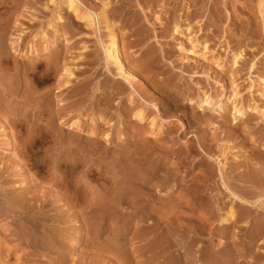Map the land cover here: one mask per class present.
I'll list each match as a JSON object with an SVG mask.
<instances>
[{"label": "rangeland", "instance_id": "1", "mask_svg": "<svg viewBox=\"0 0 264 264\" xmlns=\"http://www.w3.org/2000/svg\"><path fill=\"white\" fill-rule=\"evenodd\" d=\"M80 1L83 3V6L85 8L93 11L96 26L95 29H91L85 26L84 27L82 26L80 29H78L73 25L72 21L69 19L63 22V26L64 25L66 26L64 28L65 29L69 28V31L64 29V31L66 32L68 31L66 37L64 38L68 39V41L65 42H67L66 45H68L70 49L69 51H67L66 48L63 47V49L61 50L62 59L60 60V69L58 71V74L61 72V69L67 65H69V67L72 68L76 67L77 69L78 68L80 69L82 67L84 69V72L82 68H81L82 70L79 69L78 70L76 69L77 71L75 70L77 79H73L74 80L73 88L76 89L81 87L82 85H85L87 90L85 89V91H83L82 94L80 93L79 95H75L73 89L65 91L64 95L59 94L60 91L57 90L58 88L57 86H59V83L61 82V80H63V77L61 75H58L54 71L48 70L45 67L36 71L34 75L31 76L29 75L28 78L34 81L33 84L36 89L37 100L42 101L47 94H49V97L54 98L56 103L57 101L59 102V100H64L63 102L67 103L65 104L67 105L69 113L71 114V116H73L71 120L77 119L79 115H82L83 116L82 121L88 122V125L86 126V130H85L87 132L89 131V125L91 123L90 119L91 117H93V114L96 113L95 111L97 107L101 105L100 107H102L103 109L102 104L99 101H96V99H98L99 97L103 98V96H105L104 93L107 89V86L115 89L117 87L115 83V77L109 74L100 64L102 62L100 61L101 54L98 53V49L100 48L101 41L105 35V30L99 17L102 7V0H80ZM109 1L112 2V7L110 8V11L116 17L115 26L118 29V31H120L122 37V47L124 49V52L126 53V55H128L131 64H133V67L136 70H138L140 76L142 75L141 76L142 78H144L145 76V81H147L148 86L145 84L146 83L145 82L143 83L144 87L142 85L138 88L140 95L146 101L150 103L151 102L156 103L157 106L159 105L158 107H160L159 108L160 112L158 113V111H155V113L157 115L159 114L160 118H163V120L167 121L166 123L167 128L170 126L171 128H174V130L176 128V132H174L175 135L173 134L171 136H166L167 137L166 141L168 142L167 143L165 141L167 148L168 149L172 148L173 150L176 151L180 147L185 149V145H188V143L189 144L193 143L195 146L197 145L196 147H198L199 148L198 150L200 151L198 152L199 154L196 155L195 159L193 157H187L184 160L185 156H183L184 158H182L180 156H176L173 154L172 156L164 157L167 165L169 163L170 166L169 165L168 166L173 168L171 169L168 168L167 166L168 169L166 168L165 170L160 171L159 172L160 174L157 173H156L157 175L150 174L152 175L153 183H156V186H158L160 182L162 183V180L165 177V175L169 174L171 171L172 173L174 172V174L176 173L178 175L177 182H179L185 177L190 179L189 175L191 174V172H193L194 169L196 173H201L200 169H202L203 170V172L201 173L202 177L207 176L206 172L208 168L209 167L212 168L213 166L211 167V165L206 163L207 162L206 150H204L203 152V149H200V144L203 146V142L200 139L201 137L200 134L203 130H206L208 132L211 131L209 133H212L214 137L216 136L215 138H217V142H215V146L223 145L225 146V149L228 150V151L226 150V155L228 157L227 161H224V158L222 157L219 158V160H221L224 163L229 162L228 167L230 166L229 167L230 169L234 168L237 163L242 164L243 172L236 171L235 173H237L238 175H242V174L245 175L247 173L253 174L254 171L258 174L264 172V167H263L264 165L262 163L264 161V151H263L264 150V116L262 118L256 117L255 114L257 115V113H255L254 114L255 118L251 122H246L244 124L241 123L240 124L241 128L239 130L235 129L233 124L234 123L233 112L235 108L234 105H238V107H242V106L246 107L247 105H248L247 107H251V108L253 106L259 107L260 109H262V111L260 110V113L264 114V4H263L264 0L263 1L262 0H192L193 1L192 3L190 0H155V2L149 3L150 5L144 4L143 0H128V1L109 0ZM14 2L13 0H5V3L0 5V18L4 19L5 17V19H7L6 24L9 25V26H7L6 24L4 25V27L6 28L8 27L7 30L5 29L6 46L8 47V49L12 48L13 42L19 37V33H22L23 40H22L21 53L23 54L26 53V50L28 52V48L29 45H31V41H34L35 44L36 43L39 44L40 38L34 39V37L41 31L47 30V26L50 23L51 19L53 18V15L57 11V8L52 6L50 10H44L43 5L47 3V0H21L20 8L15 9ZM6 3L7 4L9 3L10 5L9 4L6 5ZM13 9L14 11H11ZM158 12H160L159 14L163 15V17L162 15L160 16L161 19H163L162 20L163 24L165 23L163 26L153 25L155 21L153 19L154 14L152 13H158ZM174 12H176L175 13L176 15L174 14ZM173 15L175 16L174 19L177 18L178 20L177 21L175 19L178 22L177 24H179L180 26L182 25L184 27L183 29V27L181 26L183 30L186 29L185 27H187L186 24L188 23L191 24V30L188 33L186 32V34L184 33L182 36L174 35L175 37L173 36L172 32L171 33L166 32L168 35L164 33L165 29H167L171 25L173 21L171 17H173ZM8 18L11 19L8 21ZM188 19H190V21H187ZM136 21L138 24L136 23ZM135 23L137 26L135 25ZM166 25L167 28L165 27ZM172 26L173 24L170 27ZM163 27H165V29H163ZM138 31H140V34H138ZM169 33L172 36H170ZM139 38L141 39L142 44L141 42L135 43L136 41H138ZM203 38L207 39L206 40L208 43L207 45H209L210 51L212 53H210L207 58H204V61L203 59L199 60L197 58L196 60L192 56L193 54L192 55L191 53L189 54L188 51H190L193 48L194 42L195 43L197 41L203 42L200 40V39L203 40ZM240 42L244 44L243 49H246V53H245L246 56L243 57L244 62H241L240 65L238 66L239 72L236 69L237 67H235L238 73L235 76L234 75L236 73L234 71L235 69H233L230 62L232 59L231 58L232 54L237 50V44ZM28 43L30 44L28 45ZM134 43L139 44V46L134 45ZM83 45L87 47V50L85 49L86 51L82 49ZM182 45H184V48L186 49L187 52L181 51L179 49L181 48ZM198 50H200V48H198ZM80 54L84 55V57L83 55L81 57L82 61L79 60ZM16 57L18 58L17 60L18 62H16L15 59L11 57L4 60L3 68L6 71V77L9 76L8 81H12V83L18 84V88H19L23 86L25 82V75H24L25 66L23 65V63L27 64L30 58H28L27 56L20 57L17 55ZM217 57L218 59L220 58L221 60L217 61ZM145 64L149 67V68L147 67L149 71L148 70L145 71V69L143 70L142 67ZM155 82L158 83L157 85H159L160 83L161 89L164 93L162 91H161L162 93L160 92L161 89H158L156 87L157 85ZM233 83H235V85L238 86V91L241 92L240 97L238 98L236 104H235L236 101L233 100V98L231 100L230 99L228 100L230 94L235 88L234 87L235 85H233ZM151 84L155 85V87L153 88ZM109 87L108 89L111 90V88ZM97 88L100 90V92L99 91L97 92L98 98L94 97L95 90ZM115 89H113L112 91H114ZM109 90L108 92L113 93L112 91ZM17 91L19 90H16L14 92L16 93ZM203 91L208 95H210L212 98H214V102H213L214 105L212 104L213 107L210 106L209 109L206 108L208 112L206 111L205 117L207 118H204L206 120L208 119L210 120V118H212L211 119L212 121L210 120L209 125L208 123L206 125V122H202L192 126L191 125L193 121L192 115L194 111L198 110L200 111V113H202V111L198 108V104H199V100L203 96ZM117 92L118 91L116 90L114 93ZM165 93H167V96H170L171 99H169V97H167ZM140 95H139V99H141ZM14 96L11 95L6 96L8 97V99L11 100L12 105L15 100ZM125 96L126 95L124 94L122 95L120 94L117 98H114L113 102H115V104L112 103L111 114L114 117L113 116L111 117L113 123H116V125H119L121 123L118 116L123 113L122 107L124 102L122 98H124ZM171 100L173 101L178 100L179 103L177 105H173L172 103H170ZM223 104L226 107H228L227 116L229 119L226 123H224L222 119L219 118L220 112L217 111L218 105H223ZM186 106L188 108H186ZM149 109L151 110L150 107ZM35 111H36L35 112L36 115L40 114L39 110L36 109ZM42 116L44 119L43 124H46L48 114L43 113ZM59 123L60 122H58V125L60 126ZM13 124L14 125L12 126H14L16 133V141L14 142L13 145L14 154L12 156H9L10 160H7L9 161L8 163H6L7 162L6 160H4L2 161L1 164L0 161V168L2 167L3 169V171L0 174L2 175L0 176L1 178L0 187L2 184L5 185L6 182H9L10 186L7 185V190H10L9 191L10 197L19 196L20 198L24 199L23 200L24 202H28V201L26 199L27 198L26 195L23 194V190L30 186H32L31 187L32 189H35L34 192H36V196L38 195L37 198H40L44 195H49L48 203L47 202L43 203L41 200L36 203L35 202L30 203L34 207V211H35L34 214H37L36 217L38 219L37 218L36 219L40 221L37 223L39 226L42 225L41 226L42 228H44L45 225L44 220L48 219V217L50 218L52 217L54 220V224L52 227L53 229L59 232H64L65 230V232L67 233L68 231H71V230L66 231L67 227H69V225L66 222L67 220L68 221L72 220L73 222L79 221V223L84 224L83 225L85 226L84 231L88 232L89 227L87 221L92 219L91 217L93 216V213H90L89 211L86 210V207L88 206L86 202H88L89 198L88 197H85V199L84 197H81L80 199H78L77 197L75 198L73 194V190L75 189L76 184H78L79 186H84L85 189L87 188L86 191H88L89 193H93L95 195V199L99 195V197H101V199L103 200V203H106L110 200L116 201L118 199L117 198L118 195H120L121 193L120 189L123 187V185L120 188L117 187V191L115 190V194L112 195L113 197L109 194L108 190L112 188V184H111L112 175H116L118 181L121 180L120 178H118L115 167L112 166V164L109 165L110 163L109 161H111L112 156L115 152L116 154L118 152H121L120 148H118L115 145L110 146L102 137H99L98 139L96 138L97 140L96 139L95 140L97 141V145H94L92 141L86 139L87 136L89 135L85 133L83 134L84 139L82 138L78 142L75 140V137L73 135H69L68 133L69 131L64 130L65 131L64 133L59 132V134L49 135L45 142L37 144L32 148H30L28 151H26L24 153L26 156L24 157L22 150H23L24 138L26 136V130L23 127V125L20 123L13 122ZM183 126L184 128L187 129L186 134H183L181 131L179 132L180 128ZM115 132L116 130H114V133ZM166 137H164V139ZM70 140L74 141V143L70 145L72 147L70 149L77 152L76 154L77 158L83 157L85 158L86 162H91V164L94 162L96 165L99 164V166L100 165L101 166L98 169L93 167L94 172L90 173L87 171L88 165L86 166L84 162H80L78 166L77 165L68 166V167L62 166L61 171H59L57 166L59 164L60 157L63 154H66L67 149H69L68 143ZM215 146L214 149H216L215 151L218 153L219 148ZM253 147H255V151L257 150L256 152L255 151L253 152ZM123 150L126 151V149ZM19 152L22 153L21 156H18ZM173 152L171 151V153ZM3 154H6L5 150ZM6 159L8 158L6 157ZM236 159H238V161H236ZM199 160H201L204 163L202 162L198 163ZM16 162L18 163V165L21 164L24 165L26 168L27 167L31 168V169L29 168L30 170L27 168L29 170L30 173L29 176L31 178V183H29L30 185L29 184L26 185L22 183L24 177H21L19 175V169L17 168L18 165ZM197 164L198 166L195 167V165ZM32 165H34V167ZM206 165L208 166L206 167ZM8 167L10 168L9 173H11L13 177L9 178V181H6L5 180L6 176L10 175L9 173H7V171L9 170ZM144 167L146 168L147 165H145ZM169 169L171 171H169ZM213 169L214 170L216 169V175L214 176L215 178L213 180H216L218 182L216 183L217 185L214 184L212 185L213 189L211 188V192H210L211 196H207V197L208 198L211 197L214 200V198H217L220 195L226 197V199L227 196H229L232 199L228 201H230V203L234 202L233 197H231L230 194H228V191L224 190L223 187L221 188V180L219 176H217V170L219 169V164L214 163ZM230 169L229 171H231ZM53 170H54V174H53ZM56 170L58 171V173ZM112 170L114 171L112 172ZM53 175L54 176L57 175L60 178L65 179L68 182L69 190L66 188H62L56 184H53L52 183ZM236 183L237 182H233L232 184H236ZM188 184L189 183H187V185L181 184L178 188V194L176 193L174 196L177 195L176 197H178V195L182 192V190L183 191L186 190V188L190 185ZM238 184L241 185V183L239 182ZM157 189L158 190L155 189V194L152 195L150 199L152 201L154 200L153 202L155 203V206L158 208L160 206L159 199H164V200H166V198L168 199V196L166 195L169 192L168 191L169 187L167 186L164 189H162L161 190L162 193H159L160 188ZM96 190L99 192L97 193ZM250 190H252V188H250ZM118 192L120 193L117 195ZM127 202H125L122 208L119 210V213H123V215L125 216V221L123 219H120L121 218L120 216L118 217L120 221L119 222L120 225H118L119 229H122L123 225H125L127 221L131 220L132 217L130 216H132V214L136 210L134 206L135 205L134 201L132 202V200H129ZM261 202L264 204V196L261 199ZM2 205H3V200L0 198V208L2 207ZM202 209L203 207L199 205L198 209H196L198 212L197 211L196 212L197 215L199 214V216L205 218L207 217L206 214H204L206 213L205 211L206 209L203 210ZM62 211L67 213V216L62 217L63 216L62 213H64ZM178 212H177L178 214L175 215V217L176 216L177 217L174 218V221H180L181 219L180 218L181 215H179L180 211ZM18 217L19 215L16 216V214L14 215L13 213H11V215L4 216L1 218L0 225L4 226V228L12 229L9 235L10 245L20 246L19 244L22 241L21 239H17L18 237L16 236L17 226L14 223H16ZM168 217L171 218L174 217V215L171 216L169 215ZM181 220H184L182 221L183 223L187 222V224L192 225L190 222L188 223V221H186L183 218ZM247 221L248 223L244 224V226L236 225L233 228L234 230L232 229L230 231L232 236L231 235L226 236L227 238H225V236L222 237L216 236L214 237L213 241L209 239V235H208L209 229L206 228V230L208 231L207 232L205 230L206 234L201 232L203 230L200 229L201 228L203 229V227L200 228V226H198L199 225L198 222H192L195 225L198 223L196 226L193 225V227L187 226V224L183 226V224L180 223L181 221L177 222L180 225L182 224L183 228L187 226V228L186 227L184 228L186 230L188 228L190 229L192 228L190 231H193L196 228V230L198 229V231L201 232V234L200 232L199 233L197 232L196 235H191V237L190 235L188 236L187 233L178 232L172 234V230H173L172 226H166L164 227V230L166 235L169 236L171 234L170 235L171 237L175 236L176 239L174 238L173 240L176 241V249L179 248L180 251L182 252L183 259L185 258L184 260L185 264H196L193 263L195 256H197V260L199 264H206L211 250H213L214 252L217 246H220V248L224 245L229 247L230 243L231 246L228 249L233 250L234 248L233 252L235 250H238L240 252L239 256H241L243 252L242 250L248 247L250 234L254 232L259 222L264 221V214L262 211L256 213L253 208V214L249 219L246 220V222ZM211 223L213 225L210 226V229L215 234L220 230L219 224L217 223V218L213 217ZM102 225L103 228L107 230L101 235V237L99 238V242L101 241L100 243L104 244L106 243V241L108 242L113 238V234L111 233L112 224H110L109 222L108 223L104 222L102 223ZM118 226L116 227L117 231H119ZM230 236L232 239L231 238L228 239V237ZM130 237H132V234H130ZM192 238L193 241H196L193 242L194 244L191 243ZM234 240L235 242L233 245L232 242ZM136 241L137 243H135ZM76 243H77V236L74 237L72 241L68 242V246L66 247L70 255L69 260L71 264H99L103 261L106 262V259L108 261L106 263L103 262V264H111L110 262L112 263L115 262L114 264H124V263H117L108 256L106 257L107 254H105L104 252H100V251H99L100 253L91 252V251L88 252L92 246L91 245L92 241L88 239L86 240V242L81 243L79 245H76ZM121 243H124V240H121ZM195 243L197 244L196 247H195ZM143 244L144 243L135 240L133 241L132 245L128 244L126 247L128 248L131 247V251H135V248L139 249ZM197 246H199V248ZM263 246H264V238H259L258 240H256L255 243L253 244V247L251 248L252 253L250 251L249 255L247 256L248 258L246 259L249 262L245 261L243 263L264 264V254L260 255L262 258H260L258 262L254 263L255 261L253 260L256 255L261 254V250H263ZM20 248L22 249L20 251L21 252L20 254L24 256V258L21 261L22 264H47V263L49 264L50 257L52 258L57 257L56 254L44 256L42 255L43 252H40L41 250L39 251L38 254L37 251H34L32 247L26 244L23 245V247L20 246ZM229 251L231 254H233L231 250ZM25 255L28 256L27 260L25 259L26 258ZM146 256H143L141 255V253L138 252L137 259H136V255L133 257V264H136L137 262L138 263L140 262L139 264H142L143 262L146 263L148 260ZM205 256H206V260H205ZM186 259L189 262L186 261ZM11 263L17 264V258L12 259Z\"/></svg>", "mask_w": 264, "mask_h": 264}, {"label": "bare ground", "instance_id": "2", "mask_svg": "<svg viewBox=\"0 0 264 264\" xmlns=\"http://www.w3.org/2000/svg\"><path fill=\"white\" fill-rule=\"evenodd\" d=\"M190 1L191 3L193 2L192 0ZM13 2L15 3V9L20 8L21 0H13ZM151 2L153 3L155 2V0H143V3L146 5ZM4 3H5V0H0V5ZM8 4L6 3V5ZM52 6L57 8V11L53 15V18L51 19L50 23L48 24L47 30L41 31L34 37V39L40 38L39 44L37 43L35 44L34 41H31V45H29L30 43H28L29 45L28 52L26 50V53H23V54L21 53L22 40H23L22 33H19V37L13 42L12 48L8 49V47L6 46V39H5L6 38L5 29L7 30L8 27L7 28L4 27V25L7 23V19H5V17L4 19L0 18V20L2 19L0 22V161H1V164H2V161L4 160L6 161L10 160L9 156H12L14 154L13 145H14V142L16 141V133H15L14 126H12L14 125L13 122L22 124L26 130V136L24 138V144H23V150H22L23 154L26 151H28L30 148H32L33 146L45 142L49 135L59 134V132L64 133L65 132L64 130H67L69 131L68 132L69 135H73L75 137V140L79 142L80 139L82 138L84 139L83 134L85 133L89 135L87 136L86 139L92 141L94 145H97L96 140L99 137H102L110 146L115 145L118 148H120L121 152H118L117 154L115 152L113 154L111 161H109L110 162L109 165L112 164V166L115 167L118 178H120L121 180L118 181L116 175H112V178H111L112 188H110L108 192L112 196L115 194V190L117 191V187L120 188L122 187V185L123 187L120 189L121 193L120 192L117 193V195L119 193L120 195H118L117 197L118 199L116 201L107 200L108 202L103 203V200L101 199V197H99V195L95 199V195L93 193H89L88 191H86L87 188L85 189L84 186H79L78 184H76V187L73 190V194L75 198L77 197L78 199H80L81 197H84L85 199V197H88L89 198L88 202H86L88 206L86 207V210L89 211L90 213H93V216L91 217L92 219L87 221L88 227H89L88 232L84 231L85 226H83L84 224L79 223V221L73 222L72 220L71 221L67 220L66 222L69 225V227H67L66 231L68 230H71V231H68L69 233L68 232L66 233L65 230L64 232H59L53 229L52 226L54 224V220L52 217L51 218L48 217V219L44 220V223H45L44 228L41 227L42 225L39 226L37 223L40 221L37 220L38 219L36 217L37 214H34L35 212L34 207L30 203L31 202L36 203L40 200L43 203L44 202L48 203L49 195H44L40 198H37L38 195L36 196V192H34L35 189H32L31 188L32 186L27 187L23 190V194L26 195L27 197L26 199L29 202L28 204V202H24L23 201L24 199L20 198L19 196L10 197V192H9L10 190H7V185H9V182H6L5 185L2 184L0 187V198L3 200V205L0 208V222H1L2 217L11 215V213H13L14 215L16 214V216L19 215L16 223L14 224H16L17 226V234H16V236L18 237L17 239L22 240L21 243L19 244L20 246L23 247V245L26 244L32 247L34 251H37L38 254H39V251L41 250L40 252H43L42 255L44 256L56 254L57 255L56 258L50 257L49 264H71L69 260L70 255L66 247L68 246V242L72 241V239L77 236L76 245L84 243L88 239L92 241V244H91L92 246L90 245L91 248L89 249L88 252L90 251L91 252H99V251L104 252L105 254H107L106 257L108 256L109 258L113 259L117 263L133 264V257L136 255V259H137V253L139 252L143 256L147 255L146 257L148 260L146 263L143 262L144 264H185L184 263L185 258L183 259L182 252L180 251L179 248L176 249V241L173 240L175 236L171 237L170 236L171 234L169 236L166 235L164 227L172 226L173 227L172 234L178 233V232L187 233V235L188 236L190 235L191 237V235H196L197 232L198 233L200 232L198 231V229L196 230L195 228V226L199 223L198 226H200V228L203 227V229L202 228L200 229L197 226L200 230H203L201 232L205 233L206 228L209 229V232L207 230L206 231L208 232L209 239L213 241L214 237L216 236H220V237L225 236V238H227L226 236L231 235L230 231L236 225L244 226V224L248 223L249 220L247 222L246 220L249 219L251 215L253 214V208L256 213L262 211L264 214V204L261 202V199L264 196V172L258 174L254 171L253 174L247 173L245 175L243 174L238 175L237 173H235L236 171L243 172L242 164L237 163L234 168L230 169L229 168L230 166L228 167L229 162L224 163L221 160H219V158L222 157L224 158V161H227L228 159L226 155L227 149H225V146L223 145L215 146V142H217V138H215L216 136L214 137L212 133H209L211 131L208 132L206 130H203L201 132L200 139L203 142V146L200 144V149H203V152L204 150H206V160H207L206 163L211 165V167L212 166L214 167V163L219 164V169L217 170V176H219L221 180V188L223 187L224 190L228 191V194H230V196L233 197L234 202L230 203V201H228L232 199L229 196H227V199H226V197H223L220 195L219 197L214 198V200L211 197L209 198L207 197V196H211L210 192H211L212 185L213 184L217 185L216 183L218 182L216 180H213L215 178L214 176L216 175V169L214 170L213 167L208 168L206 172L207 174L206 177L204 176L202 177L201 175V173L203 172L202 169H200L201 173H196L194 169L193 172H191V174L189 175L190 179L185 177L179 182H177L178 175L176 173L175 175L174 172L172 173V171L169 169V171L171 172L165 175V177L162 180V183L160 182L158 186H156V183H153L152 175L156 173L160 174L159 172L162 170H165L167 166L169 165V163L167 165L164 157L172 156L173 154L176 156H180L182 158H184L183 156H185L184 160L187 157H193L195 159L196 155H198L199 154L198 152L200 151L198 150L199 148L196 147L197 145L195 146L193 143H190V144L188 143V145H185V149L181 147L178 148L177 149L178 151L177 150L175 151L172 148H170L171 150L167 148L166 146L167 137L166 136L173 135L174 132H176V128L175 130L174 128H171V126L167 128L166 127L167 121L163 120V118L159 117V114L157 115L155 113V111H158V113L160 112L159 110L160 107H158L159 105L157 106L156 103H152V102L150 103L146 101L140 95L138 88L142 85L144 87L143 83L145 82H146L145 84L147 85V81H145V76L144 78L141 77L142 75L140 76L138 70H136L133 67V64H131L128 55H126V53L124 52V49L122 47V37H121L120 31H118V29L115 26L116 17L110 11V8L112 7L111 1L102 0V7H101V12L99 14V17H100L101 23L103 24L105 35L101 41L100 48L98 49V53L101 54L100 61L102 62L100 64L109 74L115 77V83H116L117 88L115 89V88H111L107 86V89L108 87L111 88V90L108 89L109 91H112L113 89L115 90L112 91L113 93L108 92L107 89L106 91L104 90L105 93L104 91L103 93L105 94V96H103V98L101 97L98 98L97 92L98 91L100 92V90L98 88L95 90L94 97L98 98L96 99V101H99L102 104L103 109L102 107H100L101 105L98 104L99 106L97 107L95 111L96 113H94L93 117H91L90 119L91 123L89 125V131L87 132L85 131L86 126L88 125V122L85 121L86 122L85 123L84 121H82V117H83L82 115H79L77 119L71 120L73 116H71V114L69 113L67 105H66L67 103L65 102L66 103L65 104L63 102L64 100H59V102L57 101L56 103L54 98L49 97V94H47L43 100L41 99L42 101L37 100L36 89L33 84L34 81L29 79L28 76L34 75L36 71L44 67L58 74V71L60 69V60L62 59L61 50L63 49V47L66 48L67 51H69L70 49L69 46L66 45L67 42H65V41H68V39L64 38L66 37L67 32L69 31V28L65 29L64 27L66 26L65 25L63 26V22L69 19L72 21L73 25L78 29H80L82 26L95 29V26H96L93 11L85 8L83 6V3L80 0H59V1L58 0H47V3L43 5V9L50 10ZM156 8H157V5H156ZM11 11H14V9ZM176 12H174V14ZM159 13L160 12L152 13L154 14V18H153L155 21L153 23L154 26H163L165 24V23L163 24L162 22L163 19H161L160 17L162 14H159ZM174 17H175L174 15L173 17H171L173 20L172 23L170 22L171 25L173 24L172 27H170L171 25L168 28L166 25L165 27L167 29L163 27V29H165L164 33L172 32L173 36L174 35L182 36L184 33L186 34V32L188 33L191 30L190 23H188L189 25L186 24L187 27H185L186 29L183 30L184 27L181 25L183 27L182 29V27L179 24H177L178 23L177 18H175L177 20L176 21ZM10 19L8 18V21ZM187 21H190V19H188ZM64 29L68 31L66 32L64 31ZM138 34H140V31H138ZM170 36L172 35L170 34ZM200 40L203 42H199V41H197L196 43L194 42L193 48L188 52L189 54L191 53V55L193 54L192 56L195 59L196 58L199 60L203 59L204 61V58H207L208 55L212 52L210 51L209 45H207L208 44L206 41L207 39L203 38V40L202 39ZM137 42L140 43L141 39L139 38L138 41H136L135 43ZM135 43L134 45L139 46V44H135ZM64 44L66 47L64 46ZM198 48H200V50H198ZM243 48H244V44L241 42L238 43L237 50L233 52L232 57H231L232 59L230 63L233 69L237 67L236 68L237 71H238V66L240 65V63L244 62L243 57L246 56L245 54L246 49H243ZM82 49L86 51L87 47L83 45ZM179 49L181 51H186V49L184 48V45H182L181 48ZM16 55L20 57L27 56L28 58H30L27 64L23 63V65L25 66L24 68L25 82L23 86L19 84L22 88L21 87L18 88V84L12 83V81H8L9 76L6 77V71L3 68L4 67L3 61L10 57L14 58L15 61L18 62L17 61L18 58L16 57ZM82 55L80 54L79 56V60L81 61H82V58H81ZM219 60L221 59L220 58L218 59L217 57V61ZM147 67L148 66L145 64L142 68L143 70L145 69V71H147L149 68ZM81 68L80 69L78 68V69L82 70L83 68L82 69ZM76 69H77L76 67L72 68V67H69V65L61 69V72L58 75H61L63 77V80H61V82L59 83V86H57L58 87L57 90L60 91L59 94L64 95L65 91L71 90V89L74 90L75 95H79L80 93L82 94V92L85 91L86 89L85 85H82L81 87L76 88V89L73 88V81H74L73 79H77V75L75 74ZM236 69L234 70L236 72L234 74L235 76L236 74H238ZM83 72H84V69H83ZM235 83H233V85H235ZM153 84L151 85L154 88L155 85ZM157 84L158 83H156V85ZM156 87L158 89H161L160 83ZM234 87H233L234 89L232 93L230 94L228 100L229 99L231 100L233 98V100L236 101L235 102L236 104L238 98L240 97L241 92L238 91L237 85H235ZM16 90H19V91L15 93L14 91ZM116 90L118 92L114 93ZM161 91L162 89L160 90V92ZM120 94L121 95L124 94L126 96L122 98L124 102L123 107H122L123 113L118 116L121 123L119 125H116V123H113L112 121L111 116L113 115L111 114V109H112V103L115 104V102H113L114 98H117ZM165 94L167 96V93ZM7 95H11V96L15 95L14 96L15 100L13 102V105L11 104V100L8 99V97H6ZM139 95L141 96V99H139ZM167 97L171 99L170 96H167ZM213 102H214V98H212L210 95H208L207 93L203 91V96L199 100V104H198V108L202 111L203 114L200 113V111L198 110L194 111L192 115L193 116V121L191 124L192 126H194L195 124L202 123V122H206V125L207 123L208 125L210 124V120L212 118H210V120L209 119L206 120L204 118H207L205 117V114L207 111L206 108L209 109V107L212 106ZM170 103H172L173 105H177L179 102L178 100L177 101L171 100ZM234 106L235 108L233 112V116H234L233 124H234V128L237 130L241 128L240 127L241 123L244 124L246 122H251L255 118L254 117L255 113H257L258 115L257 116L255 114L256 117L262 118L264 116V114L260 113V110L262 111V109H260L259 107L253 106L254 108L253 107L251 108V107H247L248 105L246 107L244 106L238 107V105H234ZM149 107L151 108V110L149 109ZM186 108L188 107L186 106ZM227 108L228 107H226L224 104L218 105L217 111L220 112L219 118H221L224 123H226L229 119L227 116ZM36 109L40 111L39 115L35 114ZM43 113L48 114L46 124H43V121H44L43 116H42ZM58 122H60L59 123L60 126L58 125ZM206 128H209V127H206ZM114 130H116L115 133H114ZM180 131L183 134L187 133V129L184 128V126L180 128L179 132ZM164 137L166 138L164 139ZM73 143L74 141L70 140L68 143L69 149H67L66 154H63L61 157L59 156L60 160L57 166L59 171H61L62 166H66V167L75 166V165L78 166L80 162H84L86 166L88 165L87 171L90 173L94 172L93 167L98 169L101 166V165L99 166V164L96 165L94 162L92 164L91 162H86L85 158L83 157L77 158L76 157L77 152L70 149L72 148L70 145H72ZM214 146L219 148V151L217 150L218 153L215 151L216 149H214ZM123 149H126V151H124ZM4 150L6 154H3ZM171 151L172 152L174 151V152L171 153ZM254 151H255V147H253V152ZM21 155L22 153L19 152L18 156H21ZM25 156L26 155L24 154V157ZM6 157L8 159H6ZM236 161H238V159H236ZM8 162L9 161H7L6 163ZM201 162L202 161L199 160L198 163H201ZM262 163L264 165V161ZM145 165H147L146 168L144 167ZM32 166L34 167V165ZM169 166L168 168H171ZM197 166L198 164L195 165V167ZM207 166L208 165H206V167ZM17 168L19 169V175L21 177H24V180L22 181V183L26 185L31 183V178L29 176L30 174L29 170L31 168L27 167L28 169L30 168L28 170L24 165H21V164L18 165ZM8 169L9 170L7 171V173H9L10 171L9 167ZM229 169L231 171H229ZM2 171L3 169L1 167L0 174ZM113 171L114 170H112V172ZM9 174L10 175L6 176V179H5L6 181H9V178L13 177L11 173ZM53 174H54V170H53ZM232 181L237 182V183L232 184L233 183ZM238 182L241 183V185H239ZM52 183L62 188H66V189H68L69 187L68 182L65 179L60 178L57 175L52 176ZM187 183H189L190 185L188 184L189 186L186 188V190L184 191L182 190V192L178 195V197H176L177 195L174 196L176 193L178 194L179 186L181 184L187 185ZM167 186L169 187V190H168L169 192L166 195L168 196V199L166 197H165L166 200L159 199L160 206L157 208L155 206V203L153 202L154 200L152 201L150 198L152 195L155 194V189L158 190L157 188H160L159 193H162L161 190ZM250 188H252V190H250ZM98 192L99 191H97V193ZM129 200H132V202L134 201V204H135L134 206L136 210L132 214V216H130L132 217L131 220L127 221L125 225H123L122 229H119L118 225H120L119 224L120 221L118 217L120 216L121 217L120 219H123L125 221V216L123 215V213H119V210L122 208L123 204ZM199 205L203 207V209H206L205 210L206 213H204L207 216L205 217L206 219L202 216H199V214L197 215L198 211L196 209H198ZM178 211H180L179 215H181V217L179 215L178 216L181 219L183 218L186 221H188V223L190 222L192 225L187 224V222L183 223L182 221L184 220H181V219H180L181 222L174 221V218L177 217V216L175 217V215L179 213ZM62 214H63L62 217L67 216V213L65 212ZM169 215L170 216L174 215V217L170 218L168 217ZM213 217L217 218V223L219 224V227H220V230L215 234L210 229V226L213 225L211 223V220ZM104 222H107V223L109 222L110 224H112L111 233L113 234V238L109 240L108 242L106 241V243L101 244L100 243L101 241L99 242V238L107 230L103 228L102 223ZM177 222L182 223L183 226L187 224V226H191V227L195 225L192 222H198V223L194 226L195 229L193 228L195 231L194 230L190 231L192 228L191 229L188 228L186 230L184 228L185 227L187 228V226L183 228L182 224L180 225ZM117 226H118L119 231H117V228H116ZM11 230H12L11 228H4V226L0 225V264H12L11 261L14 258H17V264H22L21 261L24 258V256L20 254L21 253L20 251L22 250L20 246L9 244L10 242L9 235L11 233ZM130 234H132V237H130ZM231 236L228 237V239L231 238ZM259 238H264V221L259 222L254 232L250 234V240L248 242V247L242 250L243 252L241 256H239L240 252L238 250H235L234 251L235 254H234L233 252L234 248L233 250L228 249L231 246L230 245L231 243L229 244L228 242L229 247L224 245L220 248V246H217L214 252L213 250H211L206 264H245L243 262L248 261L246 260L248 258L247 256L249 255L251 248L253 247V244ZM121 240H124V243H121ZM135 240H138L139 242L144 243V244L139 249L135 248V251H131V247L128 248L126 246L128 244L132 245L133 241ZM191 240H192L191 243L196 242V241H193V238ZM234 242L235 240L232 242L233 245H234ZM135 243H137V241ZM196 245L197 244L195 243V247ZM197 247L199 248V246ZM229 250H231L233 254H231ZM262 254H264V246H263V250H261V254H258L256 256L254 255L255 258L253 256L254 258L253 260L255 261L253 262L254 263L258 262L260 258H262L260 256ZM25 257H26L25 259L27 260L28 256L25 255ZM205 260H206V256H205ZM107 261L108 260L106 259V262ZM186 261L188 260L186 259ZM103 262L99 264H103ZM110 263L114 264L115 262L114 263L110 262ZM139 263L137 262L136 264H139ZM193 263L199 264L197 260V256L194 257Z\"/></svg>", "mask_w": 264, "mask_h": 264}]
</instances>
